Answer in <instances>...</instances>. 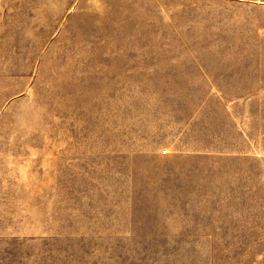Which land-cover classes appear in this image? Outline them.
<instances>
[{
  "label": "rangeland",
  "instance_id": "obj_1",
  "mask_svg": "<svg viewBox=\"0 0 264 264\" xmlns=\"http://www.w3.org/2000/svg\"><path fill=\"white\" fill-rule=\"evenodd\" d=\"M0 264H264V0H0Z\"/></svg>",
  "mask_w": 264,
  "mask_h": 264
}]
</instances>
